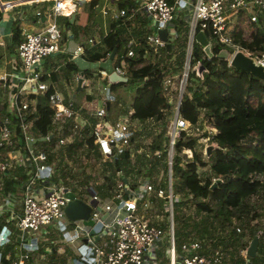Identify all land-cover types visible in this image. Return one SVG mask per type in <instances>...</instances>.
Listing matches in <instances>:
<instances>
[{
    "label": "built area",
    "instance_id": "1",
    "mask_svg": "<svg viewBox=\"0 0 264 264\" xmlns=\"http://www.w3.org/2000/svg\"><path fill=\"white\" fill-rule=\"evenodd\" d=\"M48 1L52 4L35 13L43 19L41 28L23 32L11 70L0 74V264H54L55 260L49 261L53 250L48 243L56 242L47 243L42 236L43 231L54 230L60 232L59 241L70 247L69 264H222L223 259L229 258L228 251L220 242L215 245L212 236L187 234L176 246L172 166L177 164L184 168L194 153L190 147L178 149L177 143L196 137L204 146V151L198 152L202 161L207 155L205 149L208 145L215 149L219 147L215 139L218 130L212 119L201 111L198 120L191 123L180 114V104L192 66L194 37L198 32L204 34L206 28L212 33L213 43L231 49L227 51L229 66L234 53L241 50L264 67V49L248 50L240 43L241 40L253 41L254 35L261 32L264 0H136L135 9L144 12L152 29L143 40H128L127 57L135 55L134 47L143 48L142 58L147 57L150 49L159 53L169 40L177 37L176 22L180 21V13L191 12L182 71L174 75L175 68H170L172 72L169 73L168 68L162 78L160 92L167 98L172 112L165 130L167 173L155 180L149 174L131 180L122 174V168L115 165L126 154L128 161L132 159L136 126L142 121L131 116L133 109L117 118H110L107 109L111 96L109 85L101 105L85 114L82 110L89 106L81 103L76 107L74 96L67 97L60 90H53L48 97V105L53 110L50 129L41 134L34 128L36 95L49 89V83L44 79L46 57L63 53L66 47L64 32L56 17L71 14L64 13L60 0ZM11 6L9 1H0L3 10ZM113 10L116 12L113 13L114 20L125 13L124 9L117 7ZM108 11L109 7L101 8L103 14ZM160 29L166 30V40L159 37ZM236 37L239 41L235 40ZM206 40L211 47L209 39ZM94 42L93 38H88L85 43L92 46ZM200 47L203 50L201 44ZM85 51L84 43L77 44L68 61L84 55ZM112 71L128 79L124 65H115L114 60ZM99 73L108 84H117L110 82L109 73L105 70L100 69ZM85 80L86 76L80 74L73 78L77 85L81 81V87ZM173 96L177 98L174 103ZM165 110L167 108L162 112ZM162 149L156 148L154 155L161 157ZM175 155L180 158L177 163L173 161ZM97 157L115 166L114 174L119 175L118 179L109 182L106 196H101L90 182L83 186L76 182L67 183L65 180L71 171L61 168L64 167L62 159L76 163L81 158L95 164ZM200 169L198 165L196 172L204 182ZM106 173L112 172L107 170ZM12 174L16 178L22 174L25 178L14 193H3V180ZM262 176L256 174L254 177L261 180ZM210 180L212 184L221 182L222 176L211 175ZM163 182L166 189L162 187ZM67 192H72L74 199L90 206L86 219H69L66 216L65 207L70 201ZM16 193H20L19 201L15 198ZM193 199L191 193L186 194L181 206L188 204L191 207ZM195 200L204 201L205 198L198 196ZM161 204L168 208V212H164ZM193 207L196 208L195 204ZM150 208L158 211L153 213ZM162 211L166 215V223L163 222ZM85 220H91L92 224H85ZM232 228L237 236L242 233L235 222ZM261 233L259 230L258 236ZM163 242L168 246L161 252ZM10 245L16 248L15 253H3L2 259V250ZM57 251L63 252L61 248ZM240 251L246 257L242 256L244 264H252L247 247Z\"/></svg>",
    "mask_w": 264,
    "mask_h": 264
},
{
    "label": "trees",
    "instance_id": "2",
    "mask_svg": "<svg viewBox=\"0 0 264 264\" xmlns=\"http://www.w3.org/2000/svg\"><path fill=\"white\" fill-rule=\"evenodd\" d=\"M101 1L88 0L87 11L78 10L75 12L76 21L80 20V24L86 25L94 8ZM115 2L119 8L125 10L126 14H129L130 8L134 6L133 0H115ZM123 18H120L118 23L110 25V29L101 38L102 46L91 51L87 50L84 58L90 62L104 61L114 51L113 60L115 65H124L126 69L128 79L124 84L131 83L135 86L130 103L133 109L131 116L140 121L163 118L162 111L167 98L162 95L160 88L165 74L164 70L167 66L166 64L160 66L156 62L147 60V58L151 54L158 58L163 54L170 57L173 49L172 43L167 42L160 49V54L153 53L150 49L147 58H142L143 48L134 47L135 55L127 57L126 44L129 36L126 33ZM59 19L66 27H71V29H76L78 25L75 20L70 23L69 16L60 15ZM133 21L134 18L130 20V22ZM178 24L179 28H182V22L178 21ZM11 31V41L13 46H16L22 39L17 19L13 20ZM204 34L207 39L211 40L212 33L209 28L204 30ZM182 38L181 47L183 49L176 55V62L179 63V66H182L184 61L187 31L184 30ZM235 40L239 41V37H236ZM240 43L243 48L248 50H263L264 33L258 32L255 34L251 42L241 40ZM198 48V44L194 41L191 52V65L200 63L204 70L201 78L196 75L195 71L190 70L188 77L196 76L199 83L189 94H183L180 114L191 123L198 120L201 111L203 115L212 119L218 130L215 139L219 147L215 149L214 154H211L210 170L212 175H221L222 180L216 186L212 184L210 177H206L204 182L201 181L196 169L198 165H205V162L202 161L199 153L195 151L192 160L184 168L179 167L177 164L173 166H176L179 187L186 194L191 193L194 196L193 201L196 208L206 212L218 224L217 227L221 232L217 237L218 242L226 247L229 244L234 245L233 249L235 250L230 251V253L228 251L229 255L231 254V264H244V258L238 256L236 250L237 238L232 239V237H235L236 232L231 223L232 218L235 217L239 223L243 222L246 226L250 220L264 214V199H262V206H256V204H251L249 201L252 195L257 194L264 187L263 181L254 177L256 174L264 175V81L243 70L234 69L228 65L225 58L217 56L222 50H228L225 45L211 43L212 57H209L201 47ZM64 67L68 71H77L78 69L73 60L67 61ZM90 71V69H87L85 73L87 74ZM52 78L56 77L52 76ZM119 84L122 83L109 84L110 90H114ZM52 92L53 89L49 87L46 92L36 95L34 125L37 130L44 134L50 128L53 113L52 108L48 105V97ZM89 142L92 143L91 139H89ZM196 142V138L185 141L179 140L177 148L190 147L194 149ZM160 147L159 143H154L150 149L155 150ZM223 149L226 151L222 152ZM124 163H128V154L122 160L116 161L115 165L121 168ZM19 177L18 180L14 181L5 179L3 193H11V185L14 184L16 187L25 178L22 174ZM198 196L205 198V200L196 201L195 197ZM180 203L183 205L184 201ZM242 216L244 217L242 218ZM257 225L259 224L257 223ZM203 231L206 230L202 229L201 232ZM257 231L259 229H253L251 235L258 236ZM260 231L262 233L258 236L256 255L249 257L252 264H264V229ZM174 232L177 237L176 242L179 243L181 240V238H178L180 233L175 229ZM3 257L4 254L2 253V259Z\"/></svg>",
    "mask_w": 264,
    "mask_h": 264
},
{
    "label": "rangeland",
    "instance_id": "3",
    "mask_svg": "<svg viewBox=\"0 0 264 264\" xmlns=\"http://www.w3.org/2000/svg\"><path fill=\"white\" fill-rule=\"evenodd\" d=\"M15 4L19 7H13L12 9H8L10 13H13L14 11H20L19 8L26 7L30 13L29 19L25 20V23L31 24L30 22L34 19L33 18V11L37 8H40V3H36L35 0H13ZM18 1V2H16ZM72 2L78 3V5H81L82 2L80 1H74ZM83 4V3H82ZM36 12V10H35ZM34 12V14H35ZM12 16H18V13L12 14ZM191 18V12H187L186 14L184 12H181L179 15V20L182 22V28H179V24L176 22V27L178 29L177 37L173 40H169L170 43H172V53L170 57H167L166 54H163L160 56V58L153 56H149L147 60H150L151 62H156L160 66L162 64H166V70L168 69V73L172 72L170 70L174 69L173 71L174 75L179 74L181 70V66H179V63L176 62L177 53L183 49L181 47V43H183L182 35L184 34V30L187 31L188 29V23ZM56 22L60 25L62 30H65L67 27L63 24V22L59 19V16L56 17ZM262 29L261 32L264 33V18L262 20ZM132 29V28H131ZM211 43H213V40H209ZM195 43L198 44V49H200V44L195 40ZM185 48V47H184ZM228 48V47H227ZM225 50V49H224ZM226 51H231V49L228 48ZM245 53V52H244ZM160 54V53H159ZM66 55L59 54L56 57L47 56V60H53V62H57L59 64H63L64 60L66 59ZM227 60V59H226ZM183 65V64H182ZM63 66V65H62ZM194 66V65H193ZM192 67V66H191ZM181 70V71H180ZM64 77V76H63ZM69 78L73 76H68ZM87 85H83L82 89L79 90H73L70 91V96L74 95V102L76 104H80L83 102H86L85 105L92 108V110H95L101 103L102 97H104V94L106 93V88H108V82L105 79H102L101 76L95 75V76H87ZM65 83H68V80L65 82H61V86L65 88ZM199 79L196 76H189L187 80V84L184 90L185 94H189L194 88L198 85ZM70 86V85H69ZM66 89L69 91V87H66ZM63 90V89H62ZM135 86L131 83L128 84H119L117 87H115L114 90H112L110 93L109 102L111 103V106L117 107L119 104H122V107L120 108H128L131 103V97L134 95ZM173 103L176 101V97L173 96L172 98ZM164 108H167L163 112V118L157 119L152 118L145 121H142L140 125L136 126V137L134 139V142L132 143V150H133V156L132 159L128 161V163L122 164L123 172L122 174L129 176L130 179H141L144 175L149 174L152 178V180H155L157 177H163L167 173V165H166V152L164 149H166V143H167V137H166V126L168 123V120L170 119L171 112L169 110L170 105L167 103ZM196 138V137H191ZM190 138V139H191ZM154 143H159L161 148L163 147L162 156L156 157L153 153L154 150H151L150 147ZM209 146V145H208ZM135 150V151H134ZM194 151L195 152H203L204 146L202 143L197 141L194 145ZM208 154L207 148L205 149V154L203 162H205V165H199L201 167V176L203 178L210 177L212 175L210 170V164L212 155L215 152V147L213 146V149L209 151ZM180 158L175 155L173 161H179ZM61 164L66 168L67 172L69 170L71 171V175H68V178H66V182L73 183L76 182V184L83 186V184L90 182L95 188H97L99 194L101 196H106L108 193V187L110 186L109 182H113L114 180L118 179L119 175L114 174V168L112 164L108 163L107 161H102L101 158H96V163H87L83 159H78L76 163L73 162H66L63 159L61 160ZM71 164V165H69ZM64 170V169H63ZM111 170V174H107L106 171ZM172 192L174 195L173 198V211H174V221H175V230H178L180 233V236L178 238L183 239L187 234H195L198 236L202 235H209L215 238L214 244L218 243L217 236L221 234L220 230L217 227V223L213 221V219L210 218V216L202 211L198 210L197 208H194V202L192 203L191 207L187 205L181 206L182 204L180 202L184 201L186 198L185 191L179 187V177L176 175V166H172ZM264 183V176H262L261 179ZM65 183V182H64ZM4 186V181H3ZM164 189L167 188V185L163 182ZM264 187L260 189V191L257 194H254L250 197L249 201L251 204L261 205L262 199H264ZM15 198L17 201L20 200V193L15 194ZM188 202V201H187ZM19 205H17L18 207ZM161 208L164 210V212H168V208H166L164 205H160ZM181 206V207H180ZM262 206V205H261ZM258 208V207H257ZM18 209V208H17ZM260 210V208H258ZM258 210V211H259ZM151 212H157L158 210L154 208H150ZM162 211L161 216L163 219V222L166 223V215ZM160 213V212H158ZM178 216V218H177ZM244 216H242L243 218ZM177 218V219H176ZM234 222L237 224V226H240L242 229V233L240 235H235L233 238H237L236 243V250L238 251V256H244V254L240 251L245 247V245L248 246L252 239V230L253 229H264V214L261 215V217H256L255 219H252L249 221V223L244 226V223L238 222V219L235 217L232 218V224ZM257 223L259 225H257ZM243 227H242V226ZM256 225V226H255ZM206 230L201 232V230ZM44 234H42L43 237L46 238L47 243L49 241H55L56 243H48V245H51L53 253L52 258H50L49 261L52 259L55 260L54 264H69L70 262V256L72 255L70 247L68 244L59 241L61 239L60 232L54 230L53 232L46 233L43 231ZM259 233V231H257ZM224 234V233H223ZM229 235V234H228ZM231 237V236H229ZM264 238V237H263ZM181 241V240H180ZM230 242V241H229ZM261 243V241H259ZM214 244H211V246H214ZM229 244V243H228ZM167 243H162V248L160 249L161 252L165 251L167 249ZM176 246H178V241L176 242ZM233 244L227 245V247H224L223 249H227V251H233ZM246 246V247H247ZM61 248L63 252L60 254L58 253V249ZM14 246H6L2 253H10L13 255L15 253ZM240 251V252H239ZM228 253V254H229ZM231 255V254H230ZM230 255L229 258L222 261V264H231L230 261ZM237 256V253H236ZM246 259V257L244 256Z\"/></svg>",
    "mask_w": 264,
    "mask_h": 264
},
{
    "label": "crops",
    "instance_id": "4",
    "mask_svg": "<svg viewBox=\"0 0 264 264\" xmlns=\"http://www.w3.org/2000/svg\"><path fill=\"white\" fill-rule=\"evenodd\" d=\"M0 1H3V2L9 1L12 3V6L8 7L6 10H3L2 7H0V74H3L4 72H9L11 70V67L13 64L12 59L15 57L16 49H17V45L13 46L12 41H11V36H12L11 30H12L13 20H15V19L18 20V26L21 29V38H22L23 32L34 31V30H38L41 28V25L43 24V21H42L43 19L42 18H41L42 20L39 19L38 16H36V14H34V12H35V10L37 11V10L42 9L45 6L51 5L52 2L48 1V0L38 1V3H40V8H37L33 11L32 15H33L34 19L30 22L31 24H28V23L24 22L25 20L29 19L28 13H30L26 7H21V8H19L20 11H14L13 13H10V12H8V11H10L8 9H12L13 7H19V6H17L13 0H0ZM20 1H22V0H20ZM79 1L82 2L83 4L81 3V5H78V3L76 4V2H73L75 5V8L71 12V14L75 13L78 10L84 11V12L87 11V9H88V2L87 1L88 0H79ZM16 2H18V1H16ZM133 2H134V6L130 8L129 14H126V12L124 10L125 13L122 16H120L117 20H114L113 13H116V12L113 9L116 7L118 9H121V8L118 7L115 0H102L98 4V6H96L94 8V10L91 14V18L86 23V25L80 24L81 23L80 20L76 21V14H75L74 20H75V23L78 24L76 29H74V28L71 29V27H67L65 30H63L64 41L66 43V47H65V51L63 53H60V54L67 56L66 59L64 60L63 64L53 62V60H47V59L45 60L44 73H46V74H45L44 79L49 83V87H51L53 90H60L61 92H63V94L65 96L68 97V95H70V91H73L76 89L79 90V89L83 88V86L78 88V85L73 82L74 76H76L78 74H80L82 76H86V77L87 76H95V75L102 76L99 73V70L101 68H89L91 71L86 74L85 70L81 71L79 68L77 69V71H68L67 68L64 67L65 63L68 61V58L70 57V54L74 50V49L72 51L67 50L68 43L70 42V40H73L75 42V47L79 43H84L85 47H86L85 53L87 52V50L91 51V50H94L96 48H100L102 46L101 38L110 29V25L112 23H118L119 19L122 17H124L123 18V20H124L123 24L126 25L125 26L126 27V33L129 36L128 40L132 39L134 42H136L138 40H143L144 36L146 34L150 33V31H148V30H151L152 26L150 25V23H148L146 15L144 14L143 11L135 9L137 7L136 0H133ZM102 7H109V11L107 14H103L101 12ZM16 13H18V16H15V17L12 16V14L14 15ZM69 18H70V16H69ZM132 18H134V21L130 22V20H132ZM37 23H38V25H37ZM128 23H129V25H127ZM88 38L94 39L95 42L92 46H90V45L86 46L85 42ZM85 53H84V55H85ZM57 55H59V54H56L52 57H56ZM84 55H82L80 57L84 58ZM84 59L87 60L86 58H84ZM165 70H164V72H166ZM52 76H55L56 78H52ZM68 76H73V77L69 78ZM66 80H68V83H65L66 84L65 88H63L61 86V82H65ZM84 83L86 85L87 79L85 80ZM66 87H69V91L66 89ZM72 96H74V95H72ZM101 100H103V97ZM83 103H86V102H83ZM108 103H109V107L107 108L108 114H109L110 118H112V119L117 118L118 116H122V115L126 114L129 109H132L131 106H129L128 108L125 109V108H120V107H122V104H119L117 107H115V106H111V103L109 101H108ZM75 105H76V107H78L81 105V103L79 105L75 103ZM100 105H101V103H100ZM83 106H85V105H83ZM86 109H89V110H86ZM91 110H92V108L85 106V109L82 110V114H85L86 112L91 111ZM34 120H35V118H34ZM33 125H34V122H33ZM34 128H35V125H34ZM38 132L41 133L39 130H38ZM69 152H70V150H67V153H69ZM20 175H18L16 178V176H14L12 174L11 177L4 178L3 181L5 183V179L11 180V181L18 180L20 178L19 177ZM11 186H12V192H13L16 189V187L20 186V184L16 185V187L14 184Z\"/></svg>",
    "mask_w": 264,
    "mask_h": 264
},
{
    "label": "water",
    "instance_id": "5",
    "mask_svg": "<svg viewBox=\"0 0 264 264\" xmlns=\"http://www.w3.org/2000/svg\"><path fill=\"white\" fill-rule=\"evenodd\" d=\"M75 13H72L70 15V23L74 21ZM158 35L161 39L166 40V30L160 29L158 30ZM194 39L203 46L204 52L209 56L212 57L213 54L210 51V45L207 42L204 34L202 32L196 33ZM75 48V42L73 40H70L68 43L67 50L72 51ZM219 57H223L225 59L228 58V52L226 50H222L219 55ZM114 57V51H112L108 58L104 61H96V62H89L85 60L82 57H76L74 58V62L78 66V68L83 71L89 68H101L105 70L107 73H109V80L112 83H124L126 82L127 78L119 76L115 74L112 71V60ZM230 66L233 67L236 70H243L247 72L248 74L259 78L264 81V67L258 65L254 58L247 55L243 51L239 50L234 53L230 60ZM204 68L200 63H197L196 65L191 67V71H195L196 75H198L200 78L202 77V72ZM81 87V81L78 83V88ZM109 107V103L107 102V108ZM213 149L212 145H209L207 147L208 154ZM217 181L213 185L216 186L218 184ZM66 195L69 197L70 201L68 202L67 206L65 207V213L66 216L69 219H86L89 216L90 206L86 203L82 202L79 199H74V194L72 192H67ZM85 224H92L91 220H85ZM258 246V236L254 235L250 241V243L247 246V255L249 257H254L256 255Z\"/></svg>",
    "mask_w": 264,
    "mask_h": 264
},
{
    "label": "bare ground",
    "instance_id": "6",
    "mask_svg": "<svg viewBox=\"0 0 264 264\" xmlns=\"http://www.w3.org/2000/svg\"><path fill=\"white\" fill-rule=\"evenodd\" d=\"M60 5H61V9L66 14L72 12L75 8L74 3L70 0H60Z\"/></svg>",
    "mask_w": 264,
    "mask_h": 264
}]
</instances>
